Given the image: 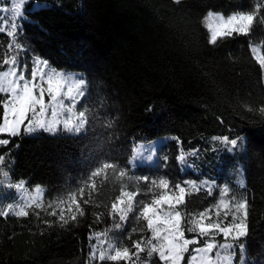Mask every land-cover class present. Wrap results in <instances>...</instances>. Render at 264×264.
Wrapping results in <instances>:
<instances>
[{
    "label": "trees",
    "instance_id": "16d2710c",
    "mask_svg": "<svg viewBox=\"0 0 264 264\" xmlns=\"http://www.w3.org/2000/svg\"><path fill=\"white\" fill-rule=\"evenodd\" d=\"M252 4L253 0H181L179 4L29 0L19 40L28 49L27 59L40 56L58 70L82 73L88 81V103L96 106L101 120L81 137L40 132L0 147V154L13 149L12 182L43 186L48 190L47 202L77 185L93 151L125 163L137 142L162 135L182 143L167 141L159 148L154 166H137L133 172L167 174L176 182L216 179L211 175L215 155L202 154L199 168L190 159L197 172L183 173L176 159L180 149L189 152L207 136H243L245 185L241 188L229 177L225 180L238 198L247 196L249 201L246 264H264V114L259 112L264 106V70L249 50L251 42L264 55L260 47L264 25L250 36L213 46L202 23L209 11L228 15L250 10ZM8 42L0 33V52ZM109 120L111 128L106 127ZM233 159L225 153L222 162L233 166ZM115 195L118 191L106 183L93 193L94 203L85 206V216L64 227L43 213L41 218L52 221L51 227L34 215L0 217V264H88L89 236L112 224L108 208ZM202 203L207 207L214 200L200 193L192 198L189 210H203ZM96 213L102 214L99 222ZM141 226L128 224L124 235ZM136 239L139 234L132 233V240ZM125 243L131 246V241ZM144 259L141 254V264Z\"/></svg>",
    "mask_w": 264,
    "mask_h": 264
},
{
    "label": "snow or ice",
    "instance_id": "6c2138e0",
    "mask_svg": "<svg viewBox=\"0 0 264 264\" xmlns=\"http://www.w3.org/2000/svg\"><path fill=\"white\" fill-rule=\"evenodd\" d=\"M28 3L29 0H10V6L0 9L8 13L0 16V33L9 38L6 49L0 52V147L4 148L14 138L40 132L81 137L101 120L96 106L88 103L86 79L57 70L40 56L27 59L28 49L19 40L23 31L20 21L27 18ZM202 23L209 33L208 43L213 46L250 36L258 25H264V0H253L250 10L228 15L209 11ZM257 47L249 43L250 52H256ZM260 47H264V41ZM254 59L264 70V55H255ZM259 112L264 114V106ZM106 127H112L111 120ZM172 139L182 143L177 137ZM212 139L231 145L229 152L238 145V139L227 136ZM12 151L0 154V217L5 219L34 215L51 227L53 222L42 219L43 213L55 217V223L64 227L85 216V206L94 203L93 193L106 183L118 191L108 208L112 224L89 236L88 264H141V254H145L143 264H246L250 211L247 196L238 198L227 184L218 185L215 180L176 182L167 174H136L133 169L139 164L153 162L155 149L151 145L137 146L125 163L93 151L87 161L89 167L77 185H70L66 194L47 202L44 194L48 190L41 185L30 189L25 180L12 182ZM197 154V149L185 152L181 148L176 159L186 164L187 157ZM163 161L166 164V156ZM240 187H244L243 181ZM200 193L214 203L207 207L202 203L203 210L190 211L192 198ZM9 196L13 202L4 205ZM96 219L99 222L102 214L96 213ZM130 223L142 224L132 228L139 239L132 240V233L124 235ZM126 240L131 241L130 247Z\"/></svg>",
    "mask_w": 264,
    "mask_h": 264
},
{
    "label": "rangeland",
    "instance_id": "374dc122",
    "mask_svg": "<svg viewBox=\"0 0 264 264\" xmlns=\"http://www.w3.org/2000/svg\"><path fill=\"white\" fill-rule=\"evenodd\" d=\"M8 6H10V0H0V9L8 7ZM37 6H38L37 4H34L33 7H37ZM5 15H8V13L0 11V16H5ZM252 53H253V56L261 55L258 48L256 52H252ZM63 72L75 74L77 77L84 78L83 74L80 72H67V71H63ZM263 80H264V74H263ZM63 134H67V133H63ZM213 137H223V136H210V137L207 136V137H204L198 140V142L194 144V147H191L189 149V151L192 149H197L198 154L196 156L187 157L186 164H181L178 162L181 168V172L184 173L188 170L197 172V168L194 167V164H190L189 160L190 159L195 160L196 167L199 168V162L201 163L204 160L202 159V157L200 158V156L202 154L208 153L210 154V157L215 155V158H217V164L215 165L214 172L211 173V175L214 176L216 179H209V180H215L218 185H224L227 183L225 179L229 177V180H231L232 183H234L235 185L240 186V181H243L245 185V171H244V165H243V159H242V154L244 150V137L240 136V137L232 138V139H238V145L231 152L227 150L228 148L232 147L231 145H226L219 140H213L212 139ZM171 139H172V136L162 135V136L155 137L151 140L137 142L133 147V152L135 148L139 145H145V146L151 145L155 149V156H154L153 162H144V163L139 164L138 166H154L157 162L159 148L164 143H166L167 141ZM133 152H132V155H133ZM225 153L230 154L234 158L233 161L235 162V164L233 166L232 165L227 166L222 162V158L224 157ZM143 154L147 155L148 153L144 152ZM220 177H222L221 180H218ZM189 180H194V179H189ZM34 186L36 185L30 186V187L28 186V187L31 189ZM12 202H13V199L11 196H9L8 200L5 201L3 204L7 205L8 203H12ZM217 239H220V237H218ZM244 256H245V253H244ZM245 261H246V258H245Z\"/></svg>",
    "mask_w": 264,
    "mask_h": 264
}]
</instances>
